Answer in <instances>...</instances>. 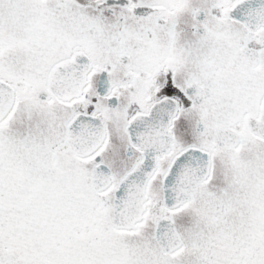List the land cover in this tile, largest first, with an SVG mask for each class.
Instances as JSON below:
<instances>
[{"label":"snow or ice","instance_id":"1","mask_svg":"<svg viewBox=\"0 0 264 264\" xmlns=\"http://www.w3.org/2000/svg\"><path fill=\"white\" fill-rule=\"evenodd\" d=\"M0 264H264V0H0Z\"/></svg>","mask_w":264,"mask_h":264}]
</instances>
